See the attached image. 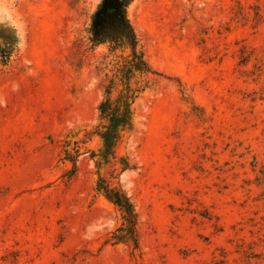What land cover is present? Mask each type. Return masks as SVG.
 <instances>
[{
	"label": "rangeland",
	"instance_id": "1",
	"mask_svg": "<svg viewBox=\"0 0 264 264\" xmlns=\"http://www.w3.org/2000/svg\"><path fill=\"white\" fill-rule=\"evenodd\" d=\"M97 2L0 0V28L20 39L0 68V264H264V0L130 7L164 76L120 150L134 165L120 176L139 216L134 256L101 247L119 216L94 196L93 161L80 156L67 182L57 163L102 99L106 48L86 41Z\"/></svg>",
	"mask_w": 264,
	"mask_h": 264
},
{
	"label": "trees",
	"instance_id": "2",
	"mask_svg": "<svg viewBox=\"0 0 264 264\" xmlns=\"http://www.w3.org/2000/svg\"><path fill=\"white\" fill-rule=\"evenodd\" d=\"M136 1L98 0L88 16L86 41L94 48H106L104 70L108 72L101 85L102 99L97 106L95 123L68 130L61 141L57 161L61 179L66 182L73 178L80 156L87 155L93 161L94 196L113 205L119 216V224L103 236L101 247L124 246L132 256L140 251L139 216L120 176L134 169V165L120 150L136 131L137 102L164 77L147 60L129 16V9ZM19 42L16 28L8 24L1 26V69L10 67ZM178 83L184 101L193 105ZM93 141L95 146L87 145Z\"/></svg>",
	"mask_w": 264,
	"mask_h": 264
}]
</instances>
